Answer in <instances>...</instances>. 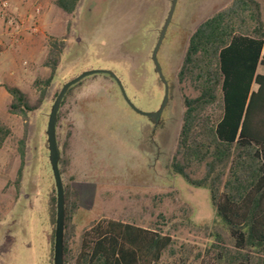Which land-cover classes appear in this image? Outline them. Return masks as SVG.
Returning a JSON list of instances; mask_svg holds the SVG:
<instances>
[{
    "label": "rangeland",
    "instance_id": "1",
    "mask_svg": "<svg viewBox=\"0 0 264 264\" xmlns=\"http://www.w3.org/2000/svg\"><path fill=\"white\" fill-rule=\"evenodd\" d=\"M54 1L33 0L23 15L12 12L10 5L20 26L17 40L5 37L10 48L0 56V86L19 85L36 110L26 119L6 114V101L0 96V121L10 131L0 148V175L7 179L0 178V193L5 184L3 200L0 195V264L53 263L50 201L55 198L56 208V190L46 128L63 85L86 71L107 70L120 80L137 110L155 112L163 100L151 54L172 0H80L72 14ZM258 1L264 20V1ZM231 2L177 0L156 54L169 90L156 123L134 112L106 74L83 78L64 96L56 123L59 171L64 191L77 207L64 229L65 264L73 263L90 223L102 219L169 234L173 244L161 264H217L215 251L207 250L215 241L212 231L223 223L210 206L208 191L189 186L169 167L182 123L183 97L196 96L188 84L177 81L188 40L203 20ZM53 63L50 84L36 87L37 79L51 75ZM22 139L25 156L17 182Z\"/></svg>",
    "mask_w": 264,
    "mask_h": 264
},
{
    "label": "trees",
    "instance_id": "2",
    "mask_svg": "<svg viewBox=\"0 0 264 264\" xmlns=\"http://www.w3.org/2000/svg\"><path fill=\"white\" fill-rule=\"evenodd\" d=\"M79 1L55 0L54 5L72 14ZM54 64L48 78L34 82L36 87L50 84ZM259 68L264 69L260 2L232 0L195 28L177 73L179 85L188 84L196 96L183 97L182 123L169 168L189 186L207 189L210 206L223 223H214L219 229L212 231L215 241L207 250L215 251L217 264H264V73ZM3 87L11 96L10 114L26 119L36 110L19 88ZM9 133L0 121V148ZM24 144L22 139L17 182ZM64 193L66 230L77 207ZM50 205L55 225L54 197ZM172 244L170 235L159 228L102 219L83 232L72 264H161Z\"/></svg>",
    "mask_w": 264,
    "mask_h": 264
},
{
    "label": "water",
    "instance_id": "3",
    "mask_svg": "<svg viewBox=\"0 0 264 264\" xmlns=\"http://www.w3.org/2000/svg\"><path fill=\"white\" fill-rule=\"evenodd\" d=\"M177 0H172L170 9L167 15V18L163 24V27L160 31L157 43L152 51L151 54V61L154 66V71L158 75V78L160 82L163 85L164 88V95L163 100L161 102V105L159 109L152 113H144L139 110H137L134 105L130 102L128 99L124 88L120 82V80L116 77V75L107 70H92V71H86L79 75L78 77L70 80L69 82L65 83L59 93L57 94L48 117V123L46 128V139H47V149H48V158H49V164L51 167L53 179H54V185L56 190V212H55V227H54V241H53V263L52 264H63V253H64V229H65V193H64V187L61 179V174L59 171V149H58V143L56 138V123H57V114L58 110L60 108L61 102L66 95L67 91L77 84L79 81H81L83 78L94 75V74H106L109 75L118 85L120 92L122 94L123 99L125 100L126 104L136 113L139 115L148 117L152 123H156L157 119L162 114L166 102L168 100V84L165 80V78L162 75V72L160 70L159 64L156 59V54L158 51V48L160 46V43L162 41L164 32L166 30V27L168 26L171 17L173 15V12L175 10Z\"/></svg>",
    "mask_w": 264,
    "mask_h": 264
},
{
    "label": "built area",
    "instance_id": "4",
    "mask_svg": "<svg viewBox=\"0 0 264 264\" xmlns=\"http://www.w3.org/2000/svg\"><path fill=\"white\" fill-rule=\"evenodd\" d=\"M39 13V9L35 11ZM0 18L4 23V34L3 37L0 36V56L5 51L9 49L10 44L6 46L5 37L13 41L17 40V35L19 34V26L16 17L10 11V4L8 0H0Z\"/></svg>",
    "mask_w": 264,
    "mask_h": 264
},
{
    "label": "crops",
    "instance_id": "5",
    "mask_svg": "<svg viewBox=\"0 0 264 264\" xmlns=\"http://www.w3.org/2000/svg\"><path fill=\"white\" fill-rule=\"evenodd\" d=\"M10 1V5H11V11L12 12H18L19 14L23 15L24 13H26L32 6L33 0H9ZM31 22H29L30 24ZM0 34H4V25H3V20L0 18ZM27 40V39H26ZM25 40V42H26ZM264 73V72H262ZM15 87L19 88L21 90V88L19 87V85H14ZM0 96L2 97V99H4V101H6V114H8V108L11 102V96L7 93V91L4 89L3 86H0ZM0 120H2L0 118ZM0 178L7 182L2 175H0ZM5 187V184L1 190L0 195L1 200L4 199V194H3V189ZM1 204V203H0Z\"/></svg>",
    "mask_w": 264,
    "mask_h": 264
}]
</instances>
